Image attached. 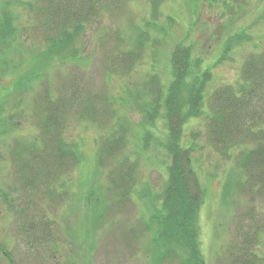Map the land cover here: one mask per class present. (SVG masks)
I'll use <instances>...</instances> for the list:
<instances>
[{"label": "rangeland", "instance_id": "374dc122", "mask_svg": "<svg viewBox=\"0 0 264 264\" xmlns=\"http://www.w3.org/2000/svg\"><path fill=\"white\" fill-rule=\"evenodd\" d=\"M2 1L16 19L20 48L11 56L17 69L3 71L0 64V131L6 133L0 136V264H157L149 201L160 206L169 159L159 148L166 124L160 115L149 123L148 97L143 95L153 76L166 87L171 56L182 46L191 52L192 63L201 60V68L211 73L204 106L209 113L211 92L240 82L245 60L264 50V0H166L156 19L150 18L148 0H122L117 9H100L86 25L75 43L76 61L63 54L43 66L35 61L43 51L35 45L38 1ZM130 51L137 57L127 68L119 59ZM39 70L42 88L33 79L26 89L13 92L20 79ZM44 83L54 96L75 86L77 94H85L84 101L95 102V120L74 112L63 121V139L75 147L79 162L52 184L60 195L34 198L29 214L44 215L54 223L53 239L29 246L15 227L23 207L11 204L21 183L10 150L37 139L36 109ZM114 135L123 136L122 153L97 166L103 142ZM183 142L193 147V166L206 195L199 211V248L205 263L232 264L243 237L251 240L247 246L253 244V253L264 258V186L241 175L239 150L229 157L217 153L208 141L203 116L185 125ZM129 164L135 170L133 187L112 186L108 174L126 170ZM254 262L264 264V259ZM178 263L171 258L161 264Z\"/></svg>", "mask_w": 264, "mask_h": 264}, {"label": "trees", "instance_id": "16d2710c", "mask_svg": "<svg viewBox=\"0 0 264 264\" xmlns=\"http://www.w3.org/2000/svg\"><path fill=\"white\" fill-rule=\"evenodd\" d=\"M37 1L35 45L43 50L35 58L38 66L63 54L76 61L79 51L75 43L81 38L86 25L96 18L100 9H117V5L123 2ZM164 1L148 0L151 19L157 18V12ZM8 6V3L0 0V64L6 66H1L3 71L14 65L17 67L11 56L18 54L20 48L19 28ZM148 25L153 26L150 23ZM142 37H138L140 46L143 45ZM174 50L170 62L171 79L166 87L159 85L157 76H153L148 94L143 95L148 97L145 110L151 118L149 123L157 120L160 115L166 124L165 139L159 143V148L169 159L160 206L149 201L154 212L150 219L156 227L152 248L156 253L157 264L171 258L178 259V264H206L199 248V211L206 195L193 166V147L184 146V127L191 120L205 117L207 138L216 152L229 157L231 151L239 150L236 163L241 175L246 177L245 180L254 179L264 186V50L245 60L240 82L211 92L208 98L209 113L204 111V106L211 73L201 68V60L191 62L189 49L176 46ZM136 57L133 51L124 53L119 63H126L127 68H131ZM39 72L20 79L14 85L13 92L26 89L27 83L33 79L42 88L43 79L40 80L42 77L39 78ZM109 74H112L111 71ZM44 84V95L39 98L36 109L39 117L37 139L31 143L14 144L10 150L16 177L21 183L11 204L20 205L25 210L23 212L20 209L16 214L15 227L20 240L29 246H42L53 239L54 223L44 215L29 214L34 198L43 195L52 200L54 194L60 195L54 193L52 184L79 162L75 147L63 139V121L74 112L90 121L95 120V102L89 98L84 101L85 94L81 91V94H77L74 84V89H70L69 93L56 96L50 92L47 83ZM5 135V129L0 131L1 137ZM124 145L122 135H114L104 141L99 150L97 166L101 167L106 159L115 160L122 153ZM134 171L131 164L119 173L111 171L108 176L112 186L124 190L133 187ZM237 231L240 232L239 229ZM242 239L232 255V264H255L257 259L262 263L264 258L257 257L250 248L253 244L247 246L251 240Z\"/></svg>", "mask_w": 264, "mask_h": 264}]
</instances>
